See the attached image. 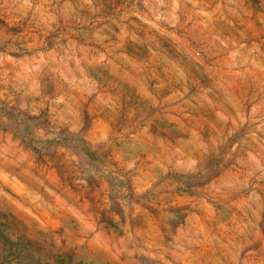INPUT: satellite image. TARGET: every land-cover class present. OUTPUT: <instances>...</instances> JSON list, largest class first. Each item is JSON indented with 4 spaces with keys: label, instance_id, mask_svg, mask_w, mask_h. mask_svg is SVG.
<instances>
[{
    "label": "rangeland",
    "instance_id": "rangeland-1",
    "mask_svg": "<svg viewBox=\"0 0 264 264\" xmlns=\"http://www.w3.org/2000/svg\"><path fill=\"white\" fill-rule=\"evenodd\" d=\"M0 264H264V0H0Z\"/></svg>",
    "mask_w": 264,
    "mask_h": 264
},
{
    "label": "trees",
    "instance_id": "trees-1",
    "mask_svg": "<svg viewBox=\"0 0 264 264\" xmlns=\"http://www.w3.org/2000/svg\"><path fill=\"white\" fill-rule=\"evenodd\" d=\"M5 237V239L6 240H9V238H8V236L6 237V236H4ZM11 243L13 242V241H11V240H9ZM18 242V241H17ZM13 243H15V242H13ZM15 244H17V243H15Z\"/></svg>",
    "mask_w": 264,
    "mask_h": 264
}]
</instances>
